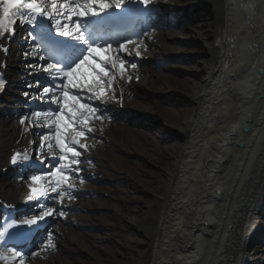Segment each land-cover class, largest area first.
<instances>
[{"label": "bare ground", "instance_id": "bare-ground-1", "mask_svg": "<svg viewBox=\"0 0 264 264\" xmlns=\"http://www.w3.org/2000/svg\"><path fill=\"white\" fill-rule=\"evenodd\" d=\"M181 1L184 0L161 3L182 10L187 17L194 3ZM196 2L206 9L207 19L200 14L199 24L190 21L181 26V31L187 32L185 35L169 28L158 30L139 49L144 59H192L190 64L165 66L182 76L164 77L153 67L143 66L138 70L139 78L123 86L125 91L133 90V100L126 98L123 107L117 100L101 99V104L104 102V106L114 110L160 116L168 133L179 135L183 143L159 145L150 139L152 128L136 131L120 124L105 128L100 127L99 120L92 121L93 127H97L90 134L102 137L107 154H119L129 145H153L156 152L167 157L165 174L160 186L154 189L153 200L144 203L146 210L135 218L140 231L155 245L152 264H245L244 252L259 238L255 235L256 216L264 208V0L254 1L253 8L245 7L240 0ZM189 36L197 38V46L177 49L169 43ZM131 50L136 52L135 47ZM198 52L203 55L194 60L192 56ZM166 82L170 92L179 93L183 100L178 109L159 105V110L166 112L160 113L144 102L139 92L148 97L163 93L162 83ZM4 136L10 145L15 132L9 127ZM3 140L0 167L7 149ZM89 155L97 161L103 159L98 154ZM86 189L95 194L98 190ZM0 192L9 197L14 194L1 187ZM95 201V208L106 206L105 201ZM79 218L75 220L78 224L85 217ZM54 232L60 239L62 259L51 254L47 259L36 257L30 264H73L70 252L94 254L85 242L90 237L73 243L64 230L54 227ZM204 232L208 245L205 249L200 240ZM99 238L94 236L93 240ZM141 262L145 264L143 258ZM125 264L138 261L130 259Z\"/></svg>", "mask_w": 264, "mask_h": 264}, {"label": "snow or ice", "instance_id": "snow-or-ice-1", "mask_svg": "<svg viewBox=\"0 0 264 264\" xmlns=\"http://www.w3.org/2000/svg\"><path fill=\"white\" fill-rule=\"evenodd\" d=\"M139 2L145 7L150 4V0ZM124 4L125 0H0V37L14 35V25L17 23L36 26L38 19L43 18L52 21L56 36L75 42L63 44L52 41L47 48L48 56L40 57L41 60L51 61L40 66L50 82L37 80L36 87L41 89V102L55 105L56 108L32 113L35 125L49 129L41 134V151L38 156L39 164L46 166L48 171L29 177V201H40L43 198L63 205L65 196L73 198L67 189L73 187L70 183L72 174L79 175L81 171L80 149L87 148L82 138L86 139L94 131L93 120H103V110L94 101L101 100L108 89L114 91L116 72L123 78L127 74L128 65L131 68L137 67L127 60V56L131 55L127 45L133 41L125 38L114 49L113 43H97L90 30L92 18L107 14L111 9L120 10ZM139 47L136 46V56L140 55ZM127 75L130 81L131 75ZM41 121L44 123L41 124ZM21 123H25V119L22 118ZM53 127L54 133L51 131ZM45 147L51 154V161L55 163L44 157L42 149ZM29 159L27 155L13 153L11 163L15 165ZM39 210V215L33 214L21 220L20 224L38 226L47 217L65 215L62 209L46 204H39ZM14 227L16 225L13 223L7 224L0 231V241ZM22 255V252L14 251L10 257L0 259L15 260ZM20 264H23V260H20Z\"/></svg>", "mask_w": 264, "mask_h": 264}, {"label": "rangeland", "instance_id": "rangeland-1", "mask_svg": "<svg viewBox=\"0 0 264 264\" xmlns=\"http://www.w3.org/2000/svg\"><path fill=\"white\" fill-rule=\"evenodd\" d=\"M190 1L195 0H188L187 2L189 3ZM206 16L205 14L204 19H207ZM200 22L202 21L198 20L195 23L199 24ZM181 34L185 35L187 32L184 31ZM197 41V38L189 36L186 40L180 38L173 43L178 48L189 49L197 46ZM202 55L203 53L198 52L192 57L194 60H198ZM190 61L193 60L190 59ZM190 61L183 59L184 63L179 62L184 65L190 64ZM170 76L179 77L182 75L170 69L164 72V77ZM162 84L164 85L162 88L163 93L149 97L143 92H139V94L145 99L144 102L151 104L156 110L160 109L159 105L169 107L171 110L177 108L182 104L181 100L183 98H181L179 93L170 92L169 82ZM170 85L172 86V84ZM175 85L173 84V86ZM153 101L156 103L153 104ZM185 102L189 104L188 100ZM159 112L166 113L161 110ZM147 115V118L151 120L148 122V127L153 129L150 133V138L153 142H157L159 145H169L170 142L183 143L179 135L168 133L165 128V120L160 116L152 113ZM138 147L141 146L129 145L128 148L125 146L121 153L107 158L105 167H107L108 172L102 176L107 182L99 185L101 189L105 190H102L101 194L94 197L95 200L100 198L105 201L106 206L94 207V210L88 213L100 219L97 221L95 219L94 226L89 229L76 228L74 233L70 232L73 240L77 235L84 233L91 235L102 234V237L99 239L97 248L94 249V254L81 253L77 257L76 264H125L130 259H134L138 261V264H141L142 258L145 264H152L155 245L140 231L137 225L139 223L136 222L135 218L141 214L140 211L146 210L144 203L153 200L154 189L156 190L160 186V181L165 174L164 163H168V161L165 155L155 151V146L153 145H143L139 149ZM256 220L259 222L257 226L264 227V209L256 216ZM261 230L263 231V229ZM206 236L207 234L204 232L200 239L203 242V249L208 246L203 239ZM140 244L142 247H139ZM259 250L260 245L257 244L255 246V244H252L248 254L246 251L245 262L253 264L252 260L254 257L261 258L262 255Z\"/></svg>", "mask_w": 264, "mask_h": 264}, {"label": "water", "instance_id": "water-1", "mask_svg": "<svg viewBox=\"0 0 264 264\" xmlns=\"http://www.w3.org/2000/svg\"><path fill=\"white\" fill-rule=\"evenodd\" d=\"M241 145V144H240Z\"/></svg>", "mask_w": 264, "mask_h": 264}]
</instances>
